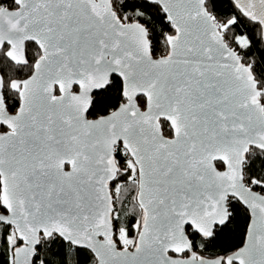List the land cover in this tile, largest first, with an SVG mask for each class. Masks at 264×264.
<instances>
[{
    "label": "snow or ice",
    "instance_id": "1",
    "mask_svg": "<svg viewBox=\"0 0 264 264\" xmlns=\"http://www.w3.org/2000/svg\"><path fill=\"white\" fill-rule=\"evenodd\" d=\"M257 45L264 0H0V264H264Z\"/></svg>",
    "mask_w": 264,
    "mask_h": 264
},
{
    "label": "trees",
    "instance_id": "2",
    "mask_svg": "<svg viewBox=\"0 0 264 264\" xmlns=\"http://www.w3.org/2000/svg\"><path fill=\"white\" fill-rule=\"evenodd\" d=\"M225 7H229L226 2H225ZM258 49L260 50H264V45H257ZM260 50H257L255 52V56L258 58L260 56ZM127 220L131 221L132 217L128 216L126 217ZM239 243V238H238V234L237 237L234 239L233 235L231 233L226 234L220 238H218L215 242V247L211 248L210 251L211 252H216V251H221L224 248H231L234 247L235 245H237Z\"/></svg>",
    "mask_w": 264,
    "mask_h": 264
}]
</instances>
